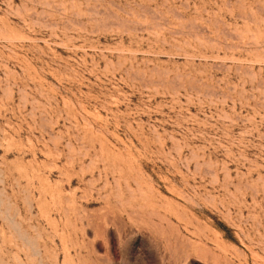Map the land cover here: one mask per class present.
<instances>
[{
  "label": "rangeland",
  "instance_id": "obj_1",
  "mask_svg": "<svg viewBox=\"0 0 264 264\" xmlns=\"http://www.w3.org/2000/svg\"><path fill=\"white\" fill-rule=\"evenodd\" d=\"M0 264H264V0H0Z\"/></svg>",
  "mask_w": 264,
  "mask_h": 264
}]
</instances>
